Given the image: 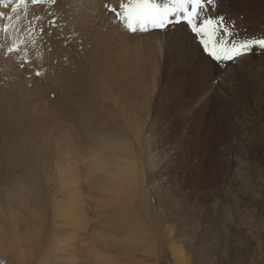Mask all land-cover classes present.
<instances>
[{
  "label": "rangeland",
  "instance_id": "obj_1",
  "mask_svg": "<svg viewBox=\"0 0 264 264\" xmlns=\"http://www.w3.org/2000/svg\"><path fill=\"white\" fill-rule=\"evenodd\" d=\"M55 1V3H51L50 0H46L43 5H32L30 0H25V3L21 4L15 13L12 12V8L16 6L17 0L6 2L8 6L6 11L4 7L2 8L4 14L0 17V57L3 56V59L5 61L8 59L9 62L12 60L14 68L10 64H8V68L14 70L11 72L12 78L5 79L0 76L2 79L0 81V111L12 113L11 111L19 108L18 104L12 105L15 101L10 96L11 92H18L9 90L10 94L7 95L3 83H13L11 87L14 89L20 86L28 90L29 87L40 88L57 67L56 45L58 41L55 30L59 18L57 13L61 12L59 4L64 1ZM120 1V4L112 6V8L119 11L121 3H127V0ZM163 1L165 0H157L161 4ZM224 4L235 6L237 13L242 12L241 3L237 1L231 3V1L224 0ZM250 7L249 15L254 13L257 18L260 17V21L264 20V18L261 20V17H264L263 0H251ZM50 8L52 10L55 8L56 11H52ZM30 12L34 17L41 15L40 19L33 21ZM21 13L23 14L21 15ZM10 15L16 19L9 20ZM28 16L35 25L30 34L28 31H24L27 24L31 22L30 19L28 20ZM106 17L108 25H110L108 20H111L112 27L118 34L119 42L123 41L120 44L134 46L137 41L132 36L137 33L139 35L152 33L153 36L159 37V42L155 43L154 41L152 49L155 47V50L150 57L151 68L154 69L153 74H156L154 75L156 77L155 85L146 86L144 90L135 93L138 94L137 96L133 93L137 101H141V97L144 96L141 102L138 101V108L141 109L137 110V112L141 111L137 113L138 130L136 129V132L134 130L129 137L124 135L126 140L123 137H115L113 134L107 138H101L104 144L103 153H105L102 157H98L99 166L97 168H95L96 165L93 167L92 164L91 166V170L97 173L93 174V185L96 187H93L95 193L93 192L92 197L86 192L83 175L78 180L80 195L83 200L86 197L84 209H87V212L84 210V214L88 232L94 239V250L101 249L102 243L108 245L109 248L113 247L110 245L121 243L122 247H126L123 248V251L127 248L130 250L137 248L136 257L133 259H124V255L120 257L123 264H264V55H260V50L255 48L253 54L246 58V62L233 65L229 61L227 64L219 65L225 66L226 70L222 74L219 72L210 76L209 81L206 82L207 80L204 79L208 77L210 68H216L217 65L203 53L198 39L190 35L191 33L185 25H181L184 26L180 29L183 38L177 44L173 40L171 28L167 30V37L161 30L130 33L125 25L118 21L114 12L107 9ZM53 20H55V27L51 26ZM93 21L90 22V29H92ZM244 21L243 27L239 28L241 30L238 29L236 32L238 35L236 33L225 35L221 40L218 35L212 34L210 44L215 45L216 40H219V47H230V42L233 41L264 38V24L257 28L258 26H252L251 21L247 18H244ZM5 25H7V31H4ZM16 26L23 32L19 31ZM41 28H43L42 33L40 32ZM15 29H17V33ZM121 37L124 39H120ZM20 39L24 43L19 44V51L9 53L8 48ZM194 39L197 40V43L194 42ZM190 40L193 42L190 43ZM193 43L198 46H193ZM191 44L192 46H190ZM194 47L196 49H193ZM4 55L7 56L4 57ZM140 55H132L130 60L132 58L141 60L144 56L141 53ZM197 65L198 67H196ZM251 65H255L256 68ZM221 67L218 68L224 69ZM207 70L208 72H206ZM37 72L40 73L39 76L36 75ZM255 72L257 73L255 74ZM20 75L24 82L30 80L28 87L20 82ZM41 77L42 84L38 86L35 83ZM136 104L137 102L134 103L135 107ZM48 105L45 104V107ZM122 105L125 106V104ZM47 121L46 124L42 122V128L49 127L51 124L53 129H51V135L57 138L59 136V121H56V124L51 123L52 119L48 118ZM56 129L58 132H55ZM35 137H30L29 140L33 139L41 144L45 142L42 135L37 134ZM122 139L125 142H122ZM121 142L126 143L124 149L127 151L124 157L126 159L121 167L129 162V153L134 154L136 157L133 155L130 162L133 160L137 163L136 177L132 180L126 179L124 184L122 181L118 184L105 180L102 184L101 194L98 195L95 190L99 189V185H101L100 162L102 165H107L108 161L110 164L112 161L114 163V159L108 154L110 150L116 153L117 149H121L118 145ZM47 147L46 153L42 154V159L40 158L41 161L37 165L42 163V177L43 170L47 164L49 165L46 174L50 175L46 177H49L50 181L43 177L42 182L30 186L32 191L29 194L28 191L24 193L27 209L32 213L31 216L21 208L17 201L15 205V208H18L16 210L18 216L22 215L20 218L27 220L26 226L31 229L28 232L24 230L26 226L17 232H12L7 224L11 210L8 208L10 199L8 194L13 192L15 185L19 188L21 182L19 184L15 182L14 186L11 185L19 175L12 176L9 172L8 177L0 178V208L2 209L0 211V233L10 238L9 240L3 237V241L11 243L15 236H23L20 243L6 246L10 251L13 248L16 257L8 256V252L4 251L5 245L0 239V264H66L70 262L64 260L63 257L66 254L61 249H54L57 248L58 243L53 241V236H57L55 230L60 218L58 220L52 215L58 214L57 212H59L58 215L60 212L66 213L67 208L66 199L62 198V193L58 190L60 186L57 178L58 171L55 168L56 159L52 155L57 152V149H54L55 146H50V149ZM32 148L33 146H31ZM41 153L42 150L40 155ZM106 153L107 156H105ZM33 155L36 159L40 157L34 153ZM73 155L75 159L77 157L75 165L80 166L81 169L85 168L84 163L87 164L88 156L83 160L85 154L81 151H76V154L73 152ZM32 160L31 167L34 165ZM107 166H104L103 170L111 173L110 169L113 167ZM7 170L2 169L0 172L4 173ZM15 172L18 174V170ZM25 187L28 188L29 185L26 184ZM137 187L140 188L138 192L135 190ZM89 198L93 202L91 199L89 202ZM20 209L24 212L19 215ZM106 211L108 215L111 213L109 216L114 222L108 221ZM92 212L95 213L92 214ZM20 221L23 220L20 219ZM33 225L34 228H31ZM58 227L59 229L65 228H60V225ZM23 233L30 239L27 240L25 235H22ZM79 238L80 240L85 239L84 231L81 232ZM61 239L64 241V238ZM82 244L75 245L76 251L73 252L75 256L77 254L78 264L86 262L84 258L81 259L85 252ZM78 246L83 248L77 249ZM100 251L106 253L103 250ZM49 256L52 262H49ZM116 256L115 253H110V258L114 257L118 260ZM120 261L118 260V262Z\"/></svg>",
  "mask_w": 264,
  "mask_h": 264
},
{
  "label": "bare ground",
  "instance_id": "obj_2",
  "mask_svg": "<svg viewBox=\"0 0 264 264\" xmlns=\"http://www.w3.org/2000/svg\"><path fill=\"white\" fill-rule=\"evenodd\" d=\"M62 1H64V3L59 4V9L61 12L58 11V13H57V16H59V18L56 22L57 27L55 30V35H56L57 41H58L57 45H56V48H57V51H56L57 67H55L54 71L47 77L46 81L43 84H42V80H41L42 77L39 80H36L35 84H38V86L40 84H42V87H40V88L34 89L32 87H29L30 89L28 90V89L20 86L19 88L14 89L11 87V84H13V83H3V87L6 90L7 95H9L12 90H16L18 92V93L11 92L10 96L12 97L13 101H15L12 105H17V104L19 105L18 110L17 109L13 110V111H11L12 113H9L8 111H0V118H1L0 119V144H1L0 145V171L2 169H8L7 172H4V171H2L4 173L0 172V178L1 177H8V173L10 172V174H12V176L13 175H19L18 179H16V181H13L11 185L14 186L15 182H18V184L21 182L19 188L17 185H15L14 190H12L13 192H10L9 194L7 193L10 197L8 208L11 209L9 212L10 218H8L9 222L7 224H9L10 228L12 229L11 230L12 232H17V231H19L20 228H23L27 225V223H26L27 220H25L24 218H20L22 215L20 217L18 216V212L16 211V210H18V208L16 209L15 205L18 202L20 204L21 208L23 210L27 211L31 216L32 213L27 209V204H26V201L24 199V193L28 191V194H29L32 191L30 186H32L36 183L42 182L43 177L50 175V174H46L48 172V170H47L49 167L48 164L46 165V168L43 170V177H42V168H43L42 163L40 165H37V164L41 161L40 158L42 159V154L44 152L46 153V151H47L46 147L49 146L47 148L50 149V146H52V147L55 146L54 149H57V152L53 153L52 155H53V158L56 159L55 168L58 171L57 172V175H58L57 178L59 180L58 184L61 188V189L58 188V190L60 191V193H62V198L66 199L67 212L66 213L60 212V215H58L59 212H57L58 214L54 213L52 215L54 218H58V220L60 218V221H57L56 230H55L57 232L56 233L57 236H53L54 237L53 241H56V243H58L57 248H54V249H57V250L61 249L62 252H64V254H66L64 257L61 256L64 258V260L70 261L66 264H78L77 263L78 257H76L77 254L75 256V254L73 253L74 251H76L75 245H77L78 243H80V244L83 243L82 245L84 246V250H85L84 256L82 255L81 256L82 258L80 257L81 259L84 258V260H86V262H84V264H123L122 258H120V257H122L124 255V257H125L124 259H127V260L129 258L133 259L134 257H136V253H137L138 249L134 248L133 250H130V248L129 249L127 248L123 251V248H126V247H122L121 243L110 245L111 244V241H110L109 245L113 246V247H111V248H113L112 250H111V248L108 247V245L102 243V245L100 246L101 249H99V250L95 249V250H97V252H95L94 244H93L94 239L91 237L90 232H88L87 220H86L85 214H84V210L87 212V209H84L85 208L84 205H86L84 200H86L85 199L86 197L84 198V194H85L84 193L83 194L84 200H83L82 196L80 195L78 180L80 179V176L83 175L84 182L87 186L86 187L84 185L85 188H87L86 192L88 193V195H90L92 197L93 192H94L93 187H96L93 185V174H97V173H94L91 170V166L93 164V167H94V165H96L95 168H97V166H99L97 163L98 157H102L103 154L105 153V152L103 153V145L104 144H103V141L101 140V138L102 137L107 138L110 134H113L115 137L117 136V137H121V138L124 135H128V137H129L130 134H132V132L134 130H135V132L138 130L137 129L138 126L136 125L137 124L136 120H137V115H138L137 113L141 112V111L137 112V110L140 108H138V106H139L138 101L139 100L137 101V99H136V96L138 94L136 95L135 93H139L141 90H144L146 88V86L148 87L150 85L151 86L155 85L156 77L154 75H156V74H153L154 69L151 68L152 63L150 61V57L152 56L151 53H154V50H155V47L152 49V45L154 44V41H155V43L159 42V37L153 36L152 33H147V34L142 33V35H139L137 33L138 35L137 34L136 35L134 34V36L130 35V36L134 37V39L137 41V43L134 46L133 45L127 46V45L120 44L121 42L123 43V41L119 42L118 34L116 33L115 28L112 27L113 24L111 23V20H108L109 24L111 25L110 26L107 23V17H106L107 9H109L110 7L112 8V6H116V5L120 4V2H121L120 0H62ZM225 1H228V2L231 1V3L234 1H237V2L241 3V6L243 8L242 12L237 13L235 6H233V5L231 6L229 4L225 5L224 0H221L222 3L220 2V0H217V6H216L215 11H213L210 7L209 11L206 13V15H209V16L223 15L225 17V23L228 24V28L231 29L233 34L236 33L239 28L243 27V25L245 24L244 18H247L249 21H251L252 26H254V25L258 26L257 28H259V26H261V25L263 26L264 20H262V18H264V17H261L262 21H260V19H259L260 17L257 18V16L254 13L252 15H249L248 11L250 10L249 8H251L250 7L251 6V0H241V1L240 0H225ZM6 2H12V0H0V17L4 14V12H2V8L4 7V10L6 11V9L8 7ZM166 2L167 1L165 0L162 2V4L166 3ZM220 3H221V5H220ZM56 5H54V6H56ZM55 8L53 10H55ZM50 10H52V9L50 8ZM253 12H254V10H253ZM22 14L23 13H21V15ZM30 14H31V12H30ZM47 14H48V12H47ZM31 15L33 16V14H31ZM15 16H17V15H15ZM39 17H41V15ZM33 18H34V16H33ZM33 18H32V20H33ZM12 19H13V16H12ZM14 19H16V18H14ZM29 19L30 18L28 16V20ZM19 20H21V19L19 18ZM28 20H27V22H28ZM32 20L30 19L31 22H32ZM92 20H94V21L92 22V27H91L92 29H90L89 25H90V22ZM33 21H35V20H33ZM17 22H19V21H17ZM96 23H98V24L96 25ZM21 24H22V22H21ZM13 25H16V24H13ZM16 27H18V26H16ZM178 27H180V29H182L184 26L183 27L178 26ZM257 28H255V29H257ZM255 29H253L254 32H255ZM15 30H16L15 32L17 33V29H15ZM146 30L160 31L157 28H153L152 25H150V24L146 26ZM239 30H241V29H239ZM251 30H252V28H251ZM19 31L23 32L22 30H20V28H19ZM24 31H27V30L24 29ZM138 32H139V30H138ZM19 34H21V33L19 32ZM171 34H172V31H171ZM252 34H254V33H252ZM14 35H15V33H14ZM213 35H218L219 39H221V40H222V37L225 36L221 32H213ZM236 35H238V34L236 33ZM22 36H23V33H22ZM124 38H125V36H124ZM124 38L121 37L120 39H124ZM190 39H193V38L191 37ZM195 39H197V38H195ZM215 39H216V37H215ZM196 41L197 40H195L194 42H196ZM130 42H131V40H130ZM189 42L192 43L193 40H190ZM28 44H30V43H28ZM195 45L196 44H194L193 46H195ZM22 46H24V45H22ZM190 46H192V44ZM197 46L198 45H196V47ZM196 47H194L193 49H196ZM6 48H8V47L6 46ZM44 48H45V46H44ZM222 48H223V46H222ZM140 53L144 56L141 60H139L138 58L137 59L132 58L131 59L132 61L130 60V57L132 55H138L139 56ZM29 54H30V52H29ZM0 56H1V54H0ZM6 56L7 55H4V57H6ZM0 58L2 59V60L0 59V76L4 77L5 79H8L9 77L12 76L11 72L14 70L13 69L14 66H12L13 63L11 62L12 60L9 62L8 59H7V61H5L3 59V56ZM8 58L10 59V57H8ZM156 62H158V61H156ZM179 62H178V64H179ZM252 62H254V61H252ZM252 62H251V64H252ZM8 64H10L13 67L12 68L13 70H10L8 68V66H9ZM198 65L196 67H198ZM251 66H249V67H251ZM254 66H252V67H254ZM259 66L261 67L260 64H259ZM210 67H211V65L209 66V68ZM218 67L220 68L221 66H217L216 68H213V66H212L213 69L210 68L209 72H208V70L206 71L209 73V75H207L208 77H206V79H204L205 81L207 80L206 82L209 81L210 76H214L220 72ZM222 67L225 69V66L222 65ZM254 68H256V67H254ZM149 71H151V72L149 73ZM196 72H198V71H196ZM256 73L257 72H255V74ZM259 75H261V74H259ZM15 76H16V73H15ZM197 76H198V74H197ZM21 78L22 77L20 75L19 79H21ZM203 78H202V80H203ZM1 80L2 79L0 78V81ZM26 80H27V78H26ZM20 82H22L23 85H25V86L30 84V80H28L29 83L24 82L23 79H21ZM153 89H154V87H153ZM9 90H10V92H9ZM145 95L147 96V94H145ZM143 97L144 96L141 97V99H140L141 101H142ZM141 101H139V102H141ZM145 101H146V99H145ZM135 102H137V104H136L137 108L134 105ZM45 104H49V105L47 107H45ZM122 104H125V106ZM2 106H4V105H2ZM145 107H146V105H145ZM139 114H141V113H139ZM48 118L52 119V122H51L52 124L55 123L56 121H59L58 122L59 136H57V138H54L51 135V129H52V127L50 126L51 124L49 125V127L42 128V122L44 124H46L48 122L47 121ZM139 118H141V117H139ZM145 122H146V118H145ZM140 125H142V124L140 123ZM55 132H58V130ZM137 133H139V132H137ZM37 134L42 135V137H44L45 142L43 144H41L39 141H36V140L33 141V139H32V141L29 140L30 137L33 138V137L37 136ZM53 134H54V132H53ZM54 136H56V135H54ZM125 138L123 137V139H125ZM138 138H140V137H138ZM123 139H122V142L124 141ZM121 143L118 144V145H120L121 149H117L116 150L117 152L115 151L116 153H114L111 150H110V152L108 150H106L109 152L108 156L109 157L111 156L114 159V163L112 161V164H110L108 161L107 162L108 166H107V165H102L100 162L101 169H100V167H99V169L102 170V172L100 174L101 175V180H100L101 185H99L100 188L97 186V188H99L97 190H99V191L95 190L96 193H98V195L101 194V191H102L101 189H103L102 184L104 183L103 181H105V180L106 181L110 180L111 182L118 183V184L121 183V181H122V184H124L123 182L126 179L132 180V178L136 177L135 169H136L137 163L133 160L130 162V159L133 157L134 154L129 153V162L130 163L127 162L124 164V166L121 167V165L124 163V161L126 159V158L124 159V157H125V153L127 152L124 149L125 148L124 145L126 143H122V144ZM45 145H47V146H45ZM114 145H115V148H117L116 144H114ZM130 145H131V143H130ZM31 146H33L32 149H31ZM79 147L81 148V150ZM38 148L42 150L41 155H40L41 150H39ZM131 148H133V147L131 146ZM33 149H38V150H33ZM135 149H137V148H135ZM76 151H81L85 154L83 160H85L88 156V158H87L88 162H87V164L84 163L85 168H83V169H81L80 166L75 165V161H76L77 157L75 159L73 152H75V154H76ZM32 152L34 154H36L37 157L40 155V157H38V159H36L35 155H33ZM107 153L105 156H107ZM31 158L34 160H32ZM31 160L34 161V165L32 167H31ZM105 160H107V159L105 158ZM122 160H123V162H122ZM32 164H33V162H32ZM110 165H111V168L113 167V169H110L111 173H108L106 170H103L104 166L109 167ZM16 170H18V174H16V172H15ZM122 174H124V175L122 176ZM48 179H49V177L46 180L48 181ZM97 179H99V178H97ZM115 180H118V181L116 182ZM49 181H50V179H49ZM10 183H11V181H10ZM26 184L29 185L28 188L25 187ZM55 185H57V184L55 183ZM82 185H83V183H82ZM8 189H10V188H8ZM139 189L137 187V189H135V190H137V192H138ZM132 190H134V189H132ZM94 196H95V194H94ZM90 199L91 198L88 199L89 202H90ZM92 202H93V200H92ZM83 203H85V204H83ZM25 204H26V206H23ZM44 205H45V203H44ZM96 205H98V204H96ZM47 208H48V206H47ZM107 209H110V208H107ZM23 210L20 209L19 215H20V213L22 214L24 212ZM0 211H2L1 208H0ZM88 212H89V208H88ZM94 213L92 212V214H94ZM114 213H116V212H114ZM106 214H107L108 221L112 220L111 217L109 216L111 213L108 215V213L106 211ZM89 217L90 216H88V218ZM20 219H22L23 221H20ZM51 220H52V218H51ZM96 221H97V219H96ZM105 222H107V221H105ZM54 224H55V222H54ZM59 225H60V228L61 227H65V228L59 229V227H58ZM28 227L29 226H26L24 229V230H27V232L29 230H31ZM120 227L123 228L122 226H120ZM31 228H34V225ZM101 228H100V230H101ZM117 228H119V227H117ZM121 228L119 229V232H120ZM92 229H93V227H92ZM100 230H97V231H100ZM83 231L85 234V239L80 240L79 236H81V232H83ZM107 234H108V232H107ZM22 235H25V238L27 240L30 239V238H28V236H26L25 233H23ZM59 236H62V237H59ZM99 236H100V233H99ZM3 237L8 238L10 240L9 237H5L4 234L0 233V239L2 240L3 243H4ZM22 237L23 236L17 235V237L15 236V239L12 238L11 243H4V245H5L4 251L8 252V254H9L8 256L12 255V256L16 257V253L13 250V248H11V251H12L11 252L10 249L8 250L6 248V246H11L15 243H17V244L20 243L22 241ZM61 238H64V241ZM96 238H97V236H96ZM116 238L118 239V237H116ZM146 240H147V238H146ZM138 241H140V240H138ZM112 242H114V241H112ZM123 246H125V245H123ZM80 247L78 246L77 249ZM147 247H148V245H147ZM81 248H83V247H81ZM144 249H146V248H144ZM100 250H103L106 253H103ZM79 253H80V251H79ZM108 253H109V256H108ZM110 253H115L117 255L116 257L118 258V260H121V261L118 262V260L114 259V257L110 258ZM50 256H51V253H50ZM50 256H49V260H50L49 262H52ZM53 258H55V257H53ZM58 259H60V258H58ZM81 261H83V260H81ZM42 262H45V261H42ZM80 264H82V263H80Z\"/></svg>",
  "mask_w": 264,
  "mask_h": 264
},
{
  "label": "snow or ice",
  "instance_id": "obj_3",
  "mask_svg": "<svg viewBox=\"0 0 264 264\" xmlns=\"http://www.w3.org/2000/svg\"><path fill=\"white\" fill-rule=\"evenodd\" d=\"M32 5H43L46 0H30ZM55 3V0H50ZM25 0H17V4L12 8V12H17L18 7L24 4ZM217 0H167L166 3H158L157 0H127V3H121L120 10L109 8L110 12H114L118 21L123 23L130 33H135L138 30H146L147 25H152L164 31L165 36L168 35V29L173 32V39L179 44L183 38L180 32L181 25H185L192 37L198 39L199 46L203 53L207 55L217 66L232 62L233 65L246 62V58L253 54V50L258 48L260 55H264V38L262 39H243L235 42H230V47H219V40H216L215 45L210 44L213 32H221L224 35H232L231 29L225 23V17L209 16L206 13L209 8L215 11ZM12 20V17H8ZM39 16L33 18L38 21ZM51 26L55 27V20L51 21ZM139 26V27H138ZM35 25L30 22L26 26V30L31 33ZM5 25L4 31H7ZM43 32V28L40 29ZM208 37V39H205ZM24 43L22 39L17 40L11 47L8 48L9 53L19 51V44ZM27 63V61H25ZM226 69H219L222 74ZM40 75L39 72L36 73Z\"/></svg>",
  "mask_w": 264,
  "mask_h": 264
}]
</instances>
